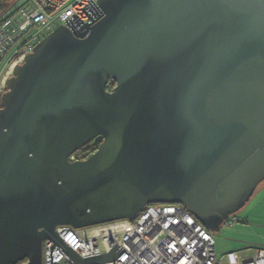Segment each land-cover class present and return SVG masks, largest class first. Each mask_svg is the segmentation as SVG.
<instances>
[{"label": "water", "instance_id": "obj_1", "mask_svg": "<svg viewBox=\"0 0 264 264\" xmlns=\"http://www.w3.org/2000/svg\"><path fill=\"white\" fill-rule=\"evenodd\" d=\"M97 5L37 44L0 97V264H43L57 226L135 220L153 203L216 231L264 182V0ZM66 248L76 264L121 254Z\"/></svg>", "mask_w": 264, "mask_h": 264}, {"label": "built area", "instance_id": "obj_2", "mask_svg": "<svg viewBox=\"0 0 264 264\" xmlns=\"http://www.w3.org/2000/svg\"><path fill=\"white\" fill-rule=\"evenodd\" d=\"M97 0H18L0 15V97L16 64L60 25L79 29L91 23ZM70 160L82 158L79 149ZM62 242L45 239L43 264H76L66 246L82 258L121 249L117 259L100 264H224L211 231L182 204H150L135 220L123 219L76 229L59 225ZM236 264H264V247Z\"/></svg>", "mask_w": 264, "mask_h": 264}, {"label": "rangeland", "instance_id": "obj_3", "mask_svg": "<svg viewBox=\"0 0 264 264\" xmlns=\"http://www.w3.org/2000/svg\"><path fill=\"white\" fill-rule=\"evenodd\" d=\"M14 4H16V2L11 6ZM259 190L260 189L258 188L257 192L241 210L231 216L230 221L223 223L218 230L211 231L216 243V252L220 258H224V255L230 250L237 249L240 251L244 246L247 245L246 241L256 240V236L254 235V224L251 223L252 227L249 228V226L243 224L242 218L244 215L248 214L249 219H254L255 216L252 215L251 212L253 213V211H255L256 205H258L257 202ZM237 220L240 221L236 222ZM236 258L237 256L234 254L230 255L229 261L232 263L236 260Z\"/></svg>", "mask_w": 264, "mask_h": 264}, {"label": "crops", "instance_id": "obj_4", "mask_svg": "<svg viewBox=\"0 0 264 264\" xmlns=\"http://www.w3.org/2000/svg\"><path fill=\"white\" fill-rule=\"evenodd\" d=\"M258 188L260 189L258 191L259 192L258 194L259 197H258V202H257L258 205H256L255 211H253V213L251 212V214L255 216L254 219H249L248 214L244 215L242 218L243 224L246 226H249V228L252 227L251 223L254 224V228H255L254 235L256 236V240L246 241L247 245L244 246L240 251L237 249L228 251L224 255V258H220L218 256L224 264H236L242 261H246L251 258L256 248L264 247V224H263L264 222V182H262L257 187L255 193L257 192ZM239 221L240 220H237L236 222H239ZM215 250H216V243H215ZM233 254L237 256V258L234 262L231 263L229 261V258H230V255H233Z\"/></svg>", "mask_w": 264, "mask_h": 264}, {"label": "trees", "instance_id": "obj_5", "mask_svg": "<svg viewBox=\"0 0 264 264\" xmlns=\"http://www.w3.org/2000/svg\"><path fill=\"white\" fill-rule=\"evenodd\" d=\"M18 0H0V15L6 11L13 3L17 2ZM115 86L114 81H110L108 85V89L111 90ZM98 148V145L91 142L87 144L85 147L81 148L82 150V158L86 159L91 156ZM153 204H166V203H153Z\"/></svg>", "mask_w": 264, "mask_h": 264}, {"label": "flooded vegetation", "instance_id": "obj_6", "mask_svg": "<svg viewBox=\"0 0 264 264\" xmlns=\"http://www.w3.org/2000/svg\"><path fill=\"white\" fill-rule=\"evenodd\" d=\"M24 262H26V260H24V261H21V262H19L18 264H23Z\"/></svg>", "mask_w": 264, "mask_h": 264}]
</instances>
